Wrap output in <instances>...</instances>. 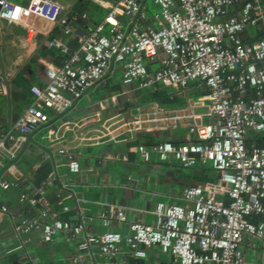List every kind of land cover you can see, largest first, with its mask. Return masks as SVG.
<instances>
[{"label":"built area","instance_id":"1","mask_svg":"<svg viewBox=\"0 0 264 264\" xmlns=\"http://www.w3.org/2000/svg\"><path fill=\"white\" fill-rule=\"evenodd\" d=\"M155 2L159 11L153 24L144 23L148 16L141 0H117L79 48L70 50L60 36L49 40L64 58L60 65L46 64V84L31 86L32 102L0 132V165L2 155L14 157L27 136L49 120L50 110L69 112L90 88L107 84L110 66L117 63L126 86L185 88L194 80L204 83L208 120L191 113L183 142L140 143L137 150L145 161L156 154L185 167L210 164L219 178L185 186V203L157 201L154 222L130 220L124 206L114 205L100 215L104 230L92 233L83 221L63 218L44 200L42 218L22 215L16 229L18 233L39 229L46 242L66 233L77 243L80 253L75 261L81 264L82 252L93 244L100 255L114 260L122 242L135 257L146 256L157 245L179 264H264V2ZM78 17L68 15L61 0H0V20L25 26L28 38L40 31L37 18L59 23L63 33L70 34ZM250 34L253 37L247 40ZM260 133L261 142L256 138ZM58 152L66 155L70 171H80L74 152L65 147ZM11 186L10 180L0 179L2 189ZM20 198L38 202L26 193ZM1 210L8 206L1 204ZM115 221L126 222L129 233L114 228ZM259 249L261 263L250 255Z\"/></svg>","mask_w":264,"mask_h":264},{"label":"crops","instance_id":"2","mask_svg":"<svg viewBox=\"0 0 264 264\" xmlns=\"http://www.w3.org/2000/svg\"><path fill=\"white\" fill-rule=\"evenodd\" d=\"M61 1L68 15L79 16L70 34H64L59 23L37 18L35 26L40 31L28 38L25 26L0 20V132L10 128L32 102L31 86L46 84V64H61L64 54L49 40L60 36L70 50L77 44L79 48L83 37L117 2ZM141 4L148 16L144 23L153 24L159 9L152 7L159 5L155 0H141ZM122 18L127 22L125 16ZM107 75V84L90 88L69 112L50 110L49 120L27 136L14 157L1 156L0 179L10 180L12 186L0 187V264H81L75 261L80 253L76 241L64 232L48 242L39 229L18 233L20 216L42 218L44 200L63 218L83 221L87 232L99 233L104 230L100 215L114 205L124 206L130 220L154 222L157 201L185 203L184 187L203 183L197 178L202 174L201 165L185 167L175 159L162 161L156 154L145 161L137 146L164 139L183 142L191 113L207 121L204 83L194 80L185 88L126 86L117 63L111 64ZM152 92L157 97L165 94V98H153ZM60 147L76 154L80 171L69 170L66 155L58 152ZM21 193L38 202L21 200ZM1 204L8 210L2 211ZM113 225L123 234L129 233L126 222L115 221ZM82 256L83 264H179L157 245L150 247L146 256L135 257L125 242L111 261L100 255L95 244Z\"/></svg>","mask_w":264,"mask_h":264},{"label":"trees","instance_id":"3","mask_svg":"<svg viewBox=\"0 0 264 264\" xmlns=\"http://www.w3.org/2000/svg\"><path fill=\"white\" fill-rule=\"evenodd\" d=\"M252 37H251V34H250V36L248 38H246V39L248 40V39H250ZM78 46H79L78 44L73 46V49L78 48ZM151 97L157 98L158 100H162V99L165 98V94H163L162 97H164V98H162V97H157L156 93L152 92ZM256 138H257V140L259 142H261V140H262L261 133H260V135L257 134ZM201 166H202V174L197 177L199 181H202V182H205V181H216L219 178V174L216 173V170L210 164L201 165Z\"/></svg>","mask_w":264,"mask_h":264},{"label":"rangeland","instance_id":"4","mask_svg":"<svg viewBox=\"0 0 264 264\" xmlns=\"http://www.w3.org/2000/svg\"><path fill=\"white\" fill-rule=\"evenodd\" d=\"M159 9V6L157 5H153L152 10L157 11ZM155 66H157L156 64H154ZM251 257L258 260L259 263L263 262L262 260V249L257 250H252L251 251Z\"/></svg>","mask_w":264,"mask_h":264},{"label":"water","instance_id":"5","mask_svg":"<svg viewBox=\"0 0 264 264\" xmlns=\"http://www.w3.org/2000/svg\"><path fill=\"white\" fill-rule=\"evenodd\" d=\"M263 2H264V0H263Z\"/></svg>","mask_w":264,"mask_h":264}]
</instances>
